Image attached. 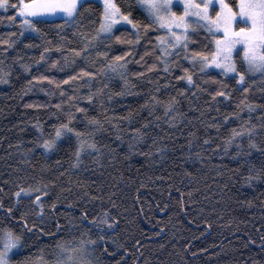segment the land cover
<instances>
[{"label":"trees","instance_id":"obj_1","mask_svg":"<svg viewBox=\"0 0 264 264\" xmlns=\"http://www.w3.org/2000/svg\"><path fill=\"white\" fill-rule=\"evenodd\" d=\"M118 2L124 10L131 6L133 15L142 23L148 22L135 0ZM14 14V9L7 12L0 9V39H17V36H9L20 31L19 20L12 24L7 19ZM85 16L79 31L92 37L98 27L93 21L102 18L101 6L93 3L92 11ZM46 21L48 23L39 25L46 35H24L8 53H0V59L8 57L4 59V66L12 65L13 68L10 83L0 84V186L4 189L0 197L5 205L13 204V194L20 186L40 181L48 184L50 199L57 193L61 197L56 212H49L42 225L54 235L42 234L39 242L29 240L31 246L13 259L24 264V257L35 254L37 247L43 248L52 259L55 244L61 238L71 243L72 237L80 236L82 211L89 214L84 224L91 226V219L102 216L107 209L118 224L114 229L116 244L109 241V253L114 250L115 253L105 255V264H117V261L120 264H253V261L264 264V180L254 182L253 186L244 183L248 168L246 165L241 168L242 158H234L235 144L226 150L225 139L231 129L238 128L249 116L247 109L241 113L244 120L230 115L239 110L237 103L243 96L256 105H264V79L260 74L249 76L251 89L243 93L233 90L236 81L230 77L193 68L183 59L182 53L178 61L182 67L176 66L173 62L176 57L172 56L169 58L171 71L165 72L162 60L158 59L161 53L156 48L155 37L160 33L155 28L139 43L127 42L135 40L131 28H116V35H122L126 42L120 43L114 38L111 41L91 40L85 59L69 51L84 44L74 29L67 28L58 36L60 30L56 26L62 23L61 19ZM61 36L66 37L63 54L68 57L67 63L61 52L52 47L61 42ZM29 42L35 46L26 47ZM204 45L213 49L210 37L206 38V32L201 30L189 48L200 50ZM5 47L7 45L0 44V49ZM44 47L52 48L46 54L49 59L33 63L39 60ZM103 52H107V57L97 55ZM124 53H129L125 56L126 70L113 73L104 68L112 57ZM17 54L23 56L22 63L31 65L29 72H24L20 63L13 61L12 57ZM53 60L59 61L56 67L51 66ZM153 64L158 67L149 71ZM82 67L98 73L90 87L85 83L87 77L60 87L49 81L28 84L33 75L44 74L59 81L78 73ZM183 68H189L194 74L199 88L175 78L183 75ZM121 72L127 85L121 79ZM137 72L142 75H134ZM218 81H223L232 92L230 98L217 96L212 99L211 94L221 88ZM157 87L159 92L155 91ZM97 89H103V94L97 93ZM181 89L188 91L181 92ZM122 90L125 94L117 95ZM90 92L95 94L91 102L84 98ZM74 94L77 98L69 100ZM152 94L162 100L176 97L179 103L175 107L181 115L174 123L163 116L162 105L149 114L153 105L145 106V101ZM57 104H61V108H57ZM76 104L87 107V116H96L101 121L107 117L111 121L104 123V128L95 134L99 143L108 145L101 150L104 155L85 154L78 168L73 167L77 144L71 134L70 139L58 140L55 150L46 151L42 147L44 139L54 136L53 126L66 121L68 111L75 112ZM261 113H264L261 107L251 113L252 124L260 123ZM75 115V127L91 129L84 119L85 113L75 112ZM225 116H229L227 121ZM127 117L130 120L125 119ZM37 122L43 128V135L35 127ZM117 122L122 140L117 138ZM130 128H141L146 133L144 139L136 143L138 150L131 153L127 145L133 142L130 138L135 133ZM256 132L258 135L254 139L264 145V128L258 127ZM205 139L209 142L204 143ZM243 143L247 146L246 137ZM157 148L162 151H156ZM251 158L259 163L260 153L253 149ZM28 204L25 198L17 207L23 209ZM32 219L38 218L33 216ZM57 220L60 230L56 228ZM0 224H10L18 232L22 230L6 217L4 209H0ZM96 232L93 227V237ZM125 249L130 251L121 260Z\"/></svg>","mask_w":264,"mask_h":264},{"label":"snow or ice","instance_id":"obj_2","mask_svg":"<svg viewBox=\"0 0 264 264\" xmlns=\"http://www.w3.org/2000/svg\"><path fill=\"white\" fill-rule=\"evenodd\" d=\"M98 0H0V9L7 12L9 9H14L15 14L7 17L9 23H16L19 20L20 31L19 34L11 33L9 36H17V39H0V44L7 45V47L0 49V53H8L9 49H12L17 44L20 37L25 35V32L40 33L42 36L46 35L39 27L41 23H48L46 20H36V17L58 16L62 23L56 27L60 32L67 28L75 30V34L81 36L84 41L83 47L71 48L70 52L75 56L83 55L87 59L89 53L87 49L91 46V40H99L101 38L111 41L113 38L120 43L126 41L122 38V35H116V26L123 23L124 25H130L134 30V41H127L128 43H139L144 35H147L149 30L155 28L160 34L156 39V48L159 49L161 55L158 59L163 62V71H171L170 63L167 57H176L177 67H182L178 63L183 54V59L192 62L193 68H198L200 72H205L211 67L219 68L224 76H228L229 73L233 74L230 78L236 81V89L242 90L243 93H248L251 89L249 84V76L251 74L259 73L260 77L264 79V0H135L139 10L146 14L148 22L142 23L136 16L133 15L131 6L128 10L122 9L118 0H102L103 12L102 18L99 21H93L98 23V27L95 31V35L89 37L86 33L80 32L79 29L86 19L85 14L92 11L93 3ZM236 4V8H234ZM182 5V12H177L176 7ZM238 9V10H237ZM239 17V19H237ZM143 30V31H142ZM201 30H206V38L210 37V41L214 43L213 49H208L207 45H204L203 49H190L189 44L193 42V38ZM222 33V34H221ZM65 36L60 37V43L53 45L55 49L61 52L65 62H68V57L64 56L63 49L65 45L63 40ZM49 45L51 41L47 42ZM151 43V41H149ZM26 47H34L31 42L25 45ZM237 46H240L239 48ZM51 47H44L43 52L39 56V60L33 61L35 64H39L40 61H46L49 57L46 54L51 52ZM19 49L17 52L19 53ZM129 53L123 55H117L111 58L105 65V69H111L113 73L120 69L126 70L128 61L125 59ZM97 55H103L107 57V52L97 53ZM239 57V61L237 60ZM5 56L0 59V84L10 83L9 77L13 70L12 65L4 66ZM13 61L20 63L24 72L31 70V65L28 63H22L23 56L17 54L12 57ZM143 59V57H141ZM75 62L74 60L72 61ZM59 63L58 60H53L51 66L56 67ZM158 67L153 64L148 69ZM63 70V69H61ZM183 75H178L175 78L177 80H184L188 85H195L199 88L200 85L196 84L194 80V74L189 68H183ZM82 74V75H81ZM107 74V73H105ZM97 72L88 70L87 68H80L79 72L74 75H68L67 79L56 80L54 77H50L44 74L33 75L31 80L28 81L29 85H33V81H49L50 84H55L60 87L61 84H67L73 80H82L87 77L85 81L91 86V81L96 78ZM134 75H142V73H134ZM121 79L125 80L124 73H120ZM255 83V80L252 81ZM221 84V88L214 91L212 99L215 100L217 96L228 99L232 96V92L228 90L226 84L223 81H218ZM248 85V86H246ZM156 92L160 91V88L155 89ZM188 91V89H181V92ZM207 91V89H204ZM97 93L103 94V89H97ZM122 90L117 95H124ZM63 95V92L61 93ZM94 93H88L84 98L88 101L94 100ZM77 97L74 95L69 97V100H74ZM112 99L111 96L108 97ZM103 105V101L100 102ZM179 101L176 97H171L168 100H162L158 95L152 94L148 100L145 101V106L153 105L149 114L152 115L156 111V106H163V116L169 117L168 122L174 123L177 116L181 113L177 112L176 104ZM30 107H40L41 105H28ZM57 108H61V104L56 105ZM257 107L264 108V105H256L248 100L245 95L238 101V111L230 113L231 116H235L240 120H244L241 113L248 110L249 116L247 120H244L238 128L231 129L230 135L226 137V150L227 147H231L233 144L236 146V152L234 158H242L241 168L245 165L248 168L247 174L244 177V183L249 186H253L254 182L264 180V145L257 143L254 139L255 135H258L256 129L264 128V113L260 115V123L252 124L251 113L256 110ZM75 112L85 113L84 119L87 120L88 125H91L90 130H81L73 125V121L77 119L75 112L69 110L66 121L60 122L58 125H54V136L51 139H44L42 147L46 151L55 150L57 147V141L62 138L75 137L76 148L73 152L74 163L73 167H79L82 163L83 156L93 155L96 157H102L104 153L101 151L108 145L101 144L96 139V132L104 128V123L111 121L105 117L104 121H101L96 116H87V107H82L79 104L74 106ZM107 111V109H104ZM162 117H156L161 119ZM125 119H129L127 117ZM229 116H225L224 120L227 121ZM248 125H251L250 127ZM219 127V125H214ZM35 127L39 129L40 135H43V128L40 123L37 122ZM117 138L123 139L119 134V124L117 122ZM87 128V126H86ZM130 131L135 135L130 139L127 147L129 153L137 151L136 143L142 141L146 135L141 128H134ZM71 134V136H70ZM194 135V134H193ZM247 138V146L243 143V139ZM135 142V143H134ZM155 142V141H153ZM208 139H205L204 143H208ZM191 144V141L188 142ZM219 147V145H217ZM255 149L260 153V161L252 159V150ZM156 151H162L157 148ZM111 152V150H110ZM115 159V157H112ZM52 183H55L54 181ZM4 189L0 186V193H3ZM15 201L13 204L5 205L4 200L0 197V209H4L6 217L11 221L16 222V226L22 229L16 231V228L10 224H0V264H20L19 261L13 258L23 252L25 248H29V240L33 242H39L41 235H54L51 231H46L44 224L45 217L49 212H56L57 204L61 202L60 194H54L55 198L50 199V189L48 184L43 181L35 185H28L27 187L20 186L18 190L14 192ZM29 201L28 206L20 209L19 205L23 204L24 199ZM18 213V215H17ZM35 216L38 219H32ZM55 218V217H54ZM89 219L87 211H82L79 223L83 226L79 237H72V242L60 239L55 244L56 252L52 259H49L43 248L37 247L36 253H29L24 257V264H105L104 257L109 253V241L112 244H116L114 229L118 224L117 219L111 218V214L107 209L103 210V215L94 217L91 219V226L84 224L85 220ZM71 223V221H70ZM60 224L57 220L56 228L60 230ZM95 227L97 232L95 237L92 235V228ZM112 233L111 235L109 233ZM30 234V235H29ZM253 243H255L253 241ZM123 248V245H119ZM129 249H125L124 254L121 256V260L127 256ZM117 264H120L117 261ZM253 264H259L258 261H253Z\"/></svg>","mask_w":264,"mask_h":264},{"label":"rangeland","instance_id":"obj_3","mask_svg":"<svg viewBox=\"0 0 264 264\" xmlns=\"http://www.w3.org/2000/svg\"><path fill=\"white\" fill-rule=\"evenodd\" d=\"M237 2H238V0H237ZM96 3H98L100 6H101V8H102V12H103V3H102V0H98V2H96ZM235 8H236V6H235ZM177 12H182V10H183V7H182V5H180V6H178V7H176V9H175ZM238 10V9H237ZM146 15V14H145ZM34 19H36V20H52V19H60L58 16H47V17H36V18H34ZM237 19H239V17L237 18ZM119 27H126V28H131V26L130 25H124L123 23H121V24H118L117 26H116V28H119ZM19 29H20V24H19ZM204 32H206V30H203ZM35 32H25V35H32V34H34ZM222 34V33H221ZM212 43V47L214 48V43L213 42H211ZM238 48L240 47V46H237ZM169 58L170 57H167V59L169 60ZM187 61V63L189 64V65H192V62L191 61H189V60H186ZM197 70H199L198 68H196ZM209 71H213V72H216V73H219V74H221V75H223L222 74V72H221V70L219 69V68H215L214 66L213 67H211V68H209V69H207L205 72H209ZM256 74H259V73H256ZM256 74H253V75H256ZM233 74H231V73H229L228 74V76H226V77H231ZM186 82V81H185ZM186 84H187V82H186Z\"/></svg>","mask_w":264,"mask_h":264}]
</instances>
